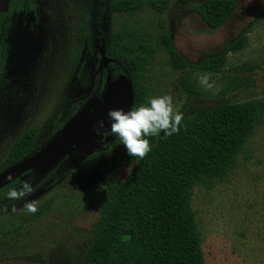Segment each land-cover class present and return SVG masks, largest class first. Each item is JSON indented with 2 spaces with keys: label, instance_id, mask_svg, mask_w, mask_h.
<instances>
[{
  "label": "rangeland",
  "instance_id": "obj_1",
  "mask_svg": "<svg viewBox=\"0 0 264 264\" xmlns=\"http://www.w3.org/2000/svg\"><path fill=\"white\" fill-rule=\"evenodd\" d=\"M114 0H32V7L11 16L3 37L6 57L0 73V162L22 132L37 126L36 147L19 163L0 171V184L22 171L21 181L34 189L25 200L47 209L29 219L25 200L0 205V264H76L92 237L98 200L106 183L124 178L127 169L115 165L122 142L110 131L109 109L128 110L131 92L125 70L104 55L105 39L114 31L155 30L152 11L134 16L110 9ZM203 0H169L163 14L166 29L189 60L222 49L248 25L242 47L230 52L222 72H210L212 89L199 83V94L188 98L180 86L182 72L172 71L160 50L147 66L150 97L170 95L186 116L219 99L264 97V0H237L233 14L211 29L196 11ZM9 0H0V11ZM88 41L89 45L86 44ZM82 45L79 60L71 53ZM106 81L99 88L102 71ZM238 74L241 87L231 90L226 75ZM190 99V100H189ZM74 117L56 134L53 121ZM104 128L97 131L98 122ZM95 161L78 166L89 152ZM15 205L16 211L11 210ZM192 208L200 233L205 264H264V123L255 126L228 175L209 188L193 189Z\"/></svg>",
  "mask_w": 264,
  "mask_h": 264
},
{
  "label": "trees",
  "instance_id": "obj_2",
  "mask_svg": "<svg viewBox=\"0 0 264 264\" xmlns=\"http://www.w3.org/2000/svg\"><path fill=\"white\" fill-rule=\"evenodd\" d=\"M32 0H9V8L0 11V73L6 57L3 37L10 26L11 16L32 7ZM169 0H114L110 9L119 15L134 16L152 11L156 17L155 30L114 31L105 39L104 55L119 63L125 70L131 89L129 110L147 106L149 88L146 71L150 61L162 50L172 71L182 72L180 86L187 97L199 94L195 87L197 72H222L227 55L239 50L249 26H243L216 52L202 54L195 61L187 59L177 48L163 17ZM237 7V0H203L196 11L211 29L220 27ZM264 16L262 11L252 21ZM86 44L89 45L88 41ZM82 45L71 53L76 64ZM106 71L101 74L99 88L106 81ZM231 90L241 87L238 74L226 75ZM190 100V99H189ZM183 113L180 131L169 137H147L151 151L143 158L129 156L126 147L112 151L115 165L125 167L124 178L106 183L107 194L98 200V217L93 234L83 256L76 264H205L200 233L192 208L193 189L202 185L209 188L224 179L235 167L243 146L259 123H264V97L243 100L219 99L196 111L191 116ZM70 113L60 122L53 121L50 135L55 134L73 116ZM38 127L22 132L7 150L0 162V171L19 163L36 147ZM101 151L92 150L78 166L95 161ZM21 172L6 184L0 185V205L10 201L7 192L19 188ZM41 204L35 214L45 211Z\"/></svg>",
  "mask_w": 264,
  "mask_h": 264
},
{
  "label": "clouds",
  "instance_id": "obj_3",
  "mask_svg": "<svg viewBox=\"0 0 264 264\" xmlns=\"http://www.w3.org/2000/svg\"><path fill=\"white\" fill-rule=\"evenodd\" d=\"M211 74L204 73L199 76V83L205 89H212L214 82H210ZM107 117L111 121L110 131L126 147L129 156L143 159L150 151L151 145L147 137H158L161 133L169 137L180 131L183 113L179 112L170 95L150 97L148 105H141L129 111L122 108L109 109ZM104 128V122H98L97 131ZM34 191L29 180L21 182L19 188H10L7 198L21 201ZM28 213L35 214L38 211L37 200H25L23 206ZM11 210L16 211L15 205ZM8 211V206L0 207V212Z\"/></svg>",
  "mask_w": 264,
  "mask_h": 264
},
{
  "label": "water",
  "instance_id": "obj_4",
  "mask_svg": "<svg viewBox=\"0 0 264 264\" xmlns=\"http://www.w3.org/2000/svg\"><path fill=\"white\" fill-rule=\"evenodd\" d=\"M129 86H130V85H129ZM130 92H131V89H130ZM130 104H131V100H130ZM130 104H129V107H130ZM129 107H128V110H127V111H129ZM73 117H74V115H73V116H72V117H71V118H70V119H69V120L63 125V127H65L67 124H69V121H70ZM56 133H57V132H56ZM56 133H55V134H56ZM92 150H93V149H92ZM94 150H95V149H94ZM91 152H92V151H91ZM89 153H90V152H89ZM89 153H88V154H89ZM22 172H23V171H22ZM20 173H21V172H20ZM20 173H19V174H20ZM19 174H17V175H19ZM17 175H15V176H17ZM15 176H14V177H15ZM14 177H12V178H14ZM12 178L8 179L6 182H8L9 180H11ZM6 182H4V183L6 184ZM4 183H2V184H4ZM2 184H0V185H2Z\"/></svg>",
  "mask_w": 264,
  "mask_h": 264
},
{
  "label": "flooded vegetation",
  "instance_id": "obj_5",
  "mask_svg": "<svg viewBox=\"0 0 264 264\" xmlns=\"http://www.w3.org/2000/svg\"><path fill=\"white\" fill-rule=\"evenodd\" d=\"M100 81H101V78H100Z\"/></svg>",
  "mask_w": 264,
  "mask_h": 264
}]
</instances>
